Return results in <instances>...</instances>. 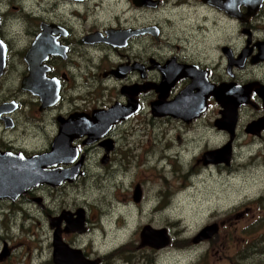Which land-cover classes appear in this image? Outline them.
Segmentation results:
<instances>
[{"label": "flooded vegetation", "instance_id": "flooded-vegetation-1", "mask_svg": "<svg viewBox=\"0 0 264 264\" xmlns=\"http://www.w3.org/2000/svg\"><path fill=\"white\" fill-rule=\"evenodd\" d=\"M45 1L35 0V4ZM47 2L51 14L63 7L57 19L37 20L42 23L30 43L17 49V0H0V167L12 161L17 164V179L28 178L33 159L43 158L48 164L58 140L57 153L51 155L58 158L57 165L45 170L64 173L76 168L77 176L73 182L43 184L17 193L16 198H0V264L17 259V241L35 242L38 231H45L44 224L50 234V259L44 264H55L57 231L66 245L94 264H134L129 247L102 257L77 248L71 238L90 233L91 220L84 208L67 202L65 190L78 188L96 156L104 169L115 170L117 157L126 171L133 168L130 158L141 147L135 136L143 132L131 135L129 127L145 114L149 121L135 123L152 125L150 134L157 147L163 143L162 135L170 137V147L192 145L190 133L203 125L211 142L203 146L204 166L230 170L240 147V151L255 150L249 158L264 168V0ZM105 4L111 10L109 21L101 15ZM168 13L175 16L170 18ZM43 26L51 47L58 49L53 52L49 47L31 68L27 55ZM37 86L51 95L43 100L34 94L39 93ZM118 107H131V115L100 132L98 117ZM67 125L75 130L70 131L75 136L71 156L60 138ZM125 135H131V143H123ZM226 148L232 151L230 164L220 162L224 155L205 158ZM145 161L150 164V159ZM159 163L180 165V153L163 154ZM190 168H183L182 174L192 185L197 174ZM137 187L142 198L136 203L133 196L132 201L141 206L143 187L137 183L135 191ZM186 190L189 187L182 192ZM259 194L256 203L264 210V192L259 189ZM155 209L165 207L159 204ZM82 210L85 232H68V219L76 220ZM219 232L218 226L213 238L200 243L211 242ZM198 238L193 239L194 245Z\"/></svg>", "mask_w": 264, "mask_h": 264}, {"label": "rangeland", "instance_id": "rangeland-1", "mask_svg": "<svg viewBox=\"0 0 264 264\" xmlns=\"http://www.w3.org/2000/svg\"><path fill=\"white\" fill-rule=\"evenodd\" d=\"M48 5L47 0L36 4L35 0H21L20 3L17 0V39L20 42L17 49H24L30 43L32 34L38 30L37 25L42 23L37 20L57 19L58 11L63 7L51 14L53 10H48ZM110 11L105 4L101 10L102 18L109 21ZM167 16L173 18L175 14L168 13ZM146 116L148 114L139 117L129 127L131 135L143 132L135 136L141 147L135 148L136 157L132 153L130 158L133 168L126 171L125 163L117 157L116 174L114 168H102L101 158L96 156L92 166L88 167L87 178L78 188L65 190L67 202L84 208L91 220L90 233L71 238L76 241L77 248L102 257L129 247L131 257L136 261L134 264H264V210L256 203L258 196L262 195L259 189L264 192V172H261L264 168L249 158L255 150L240 151L238 147L236 153L239 156L236 163H231L230 170L206 167L202 162L203 146L209 142V137L203 133V125L189 135L188 139H194V144L180 148L170 147V137L161 134L160 139L163 138L166 146L161 142V149L151 138L152 125L135 123L147 120ZM131 135H125L123 143L130 142ZM242 142L243 139L240 144ZM166 153H180V165L184 169L193 166L197 176L192 179V185L189 179H184V170L178 163L158 164ZM147 158L150 164L144 162ZM142 163L143 167H136ZM137 183L143 187L141 206L132 201ZM188 187V191L182 192ZM158 203L165 209L156 210ZM246 209H249L248 213ZM242 213L244 217H239ZM214 224L220 227L219 234L211 242L194 245L193 239ZM149 225L155 229H167L172 238L171 245L155 252L143 250L140 233ZM43 227L45 231H38L35 242L17 241V259L15 257L8 264H44L50 259V234L45 224ZM256 245L263 251L256 252Z\"/></svg>", "mask_w": 264, "mask_h": 264}, {"label": "water", "instance_id": "water-1", "mask_svg": "<svg viewBox=\"0 0 264 264\" xmlns=\"http://www.w3.org/2000/svg\"><path fill=\"white\" fill-rule=\"evenodd\" d=\"M109 38H111L110 35H109ZM51 46L52 44L49 42L48 31L46 30V27L43 26V33L39 37H37L35 43L33 44V47L31 48L30 52L27 55V62L29 63L31 68H32V65L40 62L39 58H41L42 55H45L46 53H48L50 48H53V52H57V49H58L57 46L55 45L53 47ZM43 60L44 58L41 59V61ZM40 84L44 86L47 85V84L46 85L43 84V82ZM37 87L36 89L39 90V93H34V94L39 95V96L41 95L43 100L44 99L46 100L49 97V95H51L49 92H43L39 88V86ZM131 112H132L131 107H128V108L118 107V108H114L111 112H107L104 115L102 114L101 116H99L100 118L98 117L99 119L98 121L101 124V126H99L100 124L98 125L99 126L98 130L101 132L103 130L102 128L105 127L106 125L111 127L112 124H115L119 122L120 120L127 119L131 115ZM62 130L63 131H62V135H60V138H63L62 143L65 149V152L69 154V156H71V154L73 155V151L70 148H71V142L75 138L74 136L75 130H73L72 127L70 128V126L68 125L62 128ZM70 131H74V132L70 134ZM105 132L107 133V131H104V133ZM104 133L102 132V135ZM57 142L58 140L54 144L55 145L54 151L49 156L48 164L42 161L43 158H38V160L33 159V162L31 161L32 164L30 165H31L32 172L28 175V178H26L25 176L24 177L20 176V178L17 179V166H16L17 164L15 165L14 162L6 160L4 162V165L0 167V198H3V199L16 198L17 193L18 194L25 193L31 187H37L43 184L58 186V185H61L65 181L73 182L77 176L76 171L78 169L76 168L73 170H70L69 172H64V173H57V172L53 173V172H49L45 170L47 167L57 165L58 158H54L51 156L53 154L56 155L57 153L56 152ZM227 150H225L227 155H225L224 150H219V151L209 154L205 158H209L210 156H214V155H220V156L224 155L225 161L221 160L220 162H226L227 164H230L228 163V159L231 160L232 151L230 148ZM52 160L56 162H53L54 164H52L51 162ZM141 198H142V193H141L140 187H137L134 193V200L136 203H140ZM83 215H84L83 212H79L78 218L76 220L68 219L69 220L67 222L68 232H79V233L85 232L84 230L85 223H84ZM217 233H218V225L207 227L201 232L198 240L195 243L198 244L201 241L209 240L213 238V236H215ZM54 241H55L54 243V248H55L54 263L55 264H94L90 260L85 259L81 251L71 249L68 245H66L62 241L61 233L59 231L56 232ZM171 242H172V238L169 232L167 231V229L155 230L151 226H147V227H144L141 232V246H140L141 248H151L154 250H161L166 247H169L171 245ZM5 255H7V253H5Z\"/></svg>", "mask_w": 264, "mask_h": 264}, {"label": "trees", "instance_id": "trees-1", "mask_svg": "<svg viewBox=\"0 0 264 264\" xmlns=\"http://www.w3.org/2000/svg\"><path fill=\"white\" fill-rule=\"evenodd\" d=\"M256 248H257V251L256 252L263 251V249H260V248H262L260 246H257L256 245ZM250 249L254 251L255 250V247H251Z\"/></svg>", "mask_w": 264, "mask_h": 264}]
</instances>
